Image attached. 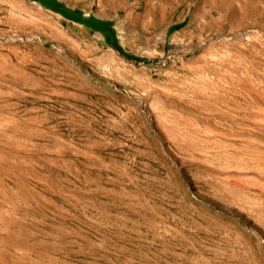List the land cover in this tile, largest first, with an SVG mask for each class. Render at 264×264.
Segmentation results:
<instances>
[{
	"label": "rangeland",
	"instance_id": "rangeland-1",
	"mask_svg": "<svg viewBox=\"0 0 264 264\" xmlns=\"http://www.w3.org/2000/svg\"><path fill=\"white\" fill-rule=\"evenodd\" d=\"M190 1L0 0V264H264V0Z\"/></svg>",
	"mask_w": 264,
	"mask_h": 264
},
{
	"label": "bare ground",
	"instance_id": "bare-ground-1",
	"mask_svg": "<svg viewBox=\"0 0 264 264\" xmlns=\"http://www.w3.org/2000/svg\"><path fill=\"white\" fill-rule=\"evenodd\" d=\"M245 1L247 2L248 0H245ZM234 2H238L240 4V2H242V1H240V0H191L189 2V4H188L187 8L189 10H191L192 4H196L197 6L201 7V8L197 7L196 8L197 10L201 9L203 11L205 10V12H219V13L223 14V13H226V12L228 13L230 11V9L233 6ZM246 5H247V3H246ZM238 8H240V7H238ZM238 8L235 6V10H237ZM242 9H243V7L241 8V11H242ZM235 10L233 9V11H235ZM241 11H239V12H241ZM234 14H235V12H234ZM229 15H231V14H229ZM243 16H244V13H243ZM237 17H238V15H237ZM239 19H241V18H238V20Z\"/></svg>",
	"mask_w": 264,
	"mask_h": 264
},
{
	"label": "trees",
	"instance_id": "trees-1",
	"mask_svg": "<svg viewBox=\"0 0 264 264\" xmlns=\"http://www.w3.org/2000/svg\"><path fill=\"white\" fill-rule=\"evenodd\" d=\"M65 14V13H64ZM66 14H72V13H66ZM69 16H72V15H69ZM74 16V15H73ZM71 18H74V17H71ZM77 18V17H76ZM93 27H95V26H93ZM95 28H97V27H95Z\"/></svg>",
	"mask_w": 264,
	"mask_h": 264
}]
</instances>
